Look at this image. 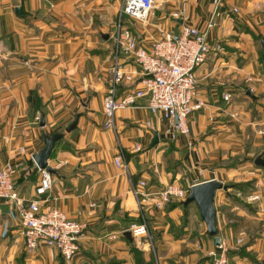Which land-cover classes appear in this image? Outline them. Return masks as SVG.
<instances>
[{
    "label": "crops",
    "instance_id": "crops-1",
    "mask_svg": "<svg viewBox=\"0 0 264 264\" xmlns=\"http://www.w3.org/2000/svg\"><path fill=\"white\" fill-rule=\"evenodd\" d=\"M122 7L123 0H0V167L14 165L21 198H38L34 156L47 137L62 134L48 160L54 185L43 196L44 207L87 224L79 252L66 261L44 243L29 251L21 220L5 202L0 264H140V258L214 264L211 252L221 250L198 205L176 197L157 204L170 183L190 192L213 178L228 185L214 201L228 264H264V166L254 162L264 158V0H223L219 7L214 0H161L147 21L131 20L147 48L183 23L206 31L214 46L196 71V101L204 105L190 116L191 132L177 138L151 112L148 96L118 110L113 128L104 127L116 35L120 19L130 21ZM215 13L217 24L208 27ZM120 61L127 70L138 68L123 54ZM140 80L119 85V94L139 88ZM117 156L126 167L116 165ZM140 180L147 185L135 196L132 187ZM133 223L148 227L142 244L127 235Z\"/></svg>",
    "mask_w": 264,
    "mask_h": 264
},
{
    "label": "built area",
    "instance_id": "built-area-1",
    "mask_svg": "<svg viewBox=\"0 0 264 264\" xmlns=\"http://www.w3.org/2000/svg\"><path fill=\"white\" fill-rule=\"evenodd\" d=\"M159 0H123L122 14L130 21L126 24L120 19L116 35L114 53L113 80L104 97V127L115 126L116 113L120 109L137 106L140 98L148 96V107L154 114L161 115L167 121L166 132L172 138L191 132L190 116L204 105L196 101V71L208 58L214 48L209 42L207 32L198 27L183 23L180 31L164 30L162 37L155 40L150 48L141 44L139 37L130 26L133 20L147 21ZM219 7L223 0H214ZM234 8V12L237 11ZM212 17L208 27L217 24ZM184 15V10L174 14L175 18ZM132 20V21H131ZM216 48V47H215ZM217 48L222 49L221 45ZM132 58L138 68L126 69L120 61V55ZM141 77V86L119 94V85L132 83ZM226 100L231 94L224 95ZM140 149L139 146H137ZM116 165L126 167L121 156L115 157ZM41 179L36 188L38 198L25 200L17 192L14 183L16 168L7 163L0 167V214L3 204L10 202L21 220L25 244L29 251L36 250L41 244L55 248L66 261H71L80 250V237L87 227L86 223L71 219L58 207H44L43 196L54 185V177L47 168H40ZM147 183L140 180L133 185L135 196L141 193ZM189 191L177 184L170 183L160 192L158 205H165L173 197L186 199ZM252 201L259 200V195H251ZM129 231L133 238L142 244L149 235L146 224L133 223ZM241 241V240H240ZM220 253L212 251L214 264H228V249L225 242L219 244Z\"/></svg>",
    "mask_w": 264,
    "mask_h": 264
},
{
    "label": "water",
    "instance_id": "water-1",
    "mask_svg": "<svg viewBox=\"0 0 264 264\" xmlns=\"http://www.w3.org/2000/svg\"><path fill=\"white\" fill-rule=\"evenodd\" d=\"M17 11H21V8L18 7ZM264 43V39H263ZM78 118H76L68 127L67 131H71L77 125ZM41 125H45L44 117L42 118ZM63 135L60 133H55L51 137L46 138L45 147L40 150L35 156L34 159L37 165L40 168H47L52 171V168L48 165V160L51 157L53 149L55 147V143L59 140ZM159 139L158 132H155V136L152 144L154 145ZM255 163L260 166H264V158L259 155L257 156ZM228 185L217 179H209L205 181H201L195 183L191 186L190 192L187 198L184 200V204L187 205L191 202H195L201 212L202 218L207 225V232L215 236L216 242L219 245L221 243L220 236L218 235V224H217V210L215 208V195L218 189H227ZM127 235L130 237L131 232L128 230Z\"/></svg>",
    "mask_w": 264,
    "mask_h": 264
},
{
    "label": "trees",
    "instance_id": "trees-1",
    "mask_svg": "<svg viewBox=\"0 0 264 264\" xmlns=\"http://www.w3.org/2000/svg\"><path fill=\"white\" fill-rule=\"evenodd\" d=\"M260 61H261V63H262V65H263V67H264V50H262V52L260 53ZM53 135V134H52ZM244 162V161H243ZM254 162H255V159H254ZM238 162L237 161H231V163L229 164V165H236ZM240 163V162H239ZM241 163H242V161H241ZM228 165V166H229ZM179 203L180 204H183L184 203V201L183 200H179ZM140 258V257H139ZM138 262L140 263V264H151V263H146L145 261H143L141 258L138 260Z\"/></svg>",
    "mask_w": 264,
    "mask_h": 264
},
{
    "label": "rangeland",
    "instance_id": "rangeland-1",
    "mask_svg": "<svg viewBox=\"0 0 264 264\" xmlns=\"http://www.w3.org/2000/svg\"><path fill=\"white\" fill-rule=\"evenodd\" d=\"M160 1H161V0H159L158 3H159ZM231 97H232V95H231Z\"/></svg>",
    "mask_w": 264,
    "mask_h": 264
}]
</instances>
